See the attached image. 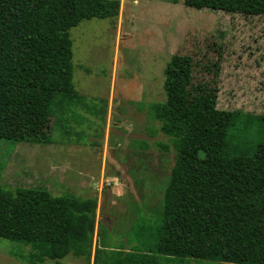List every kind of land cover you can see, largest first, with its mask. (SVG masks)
<instances>
[{"label":"rangeland","instance_id":"rangeland-1","mask_svg":"<svg viewBox=\"0 0 264 264\" xmlns=\"http://www.w3.org/2000/svg\"><path fill=\"white\" fill-rule=\"evenodd\" d=\"M122 1L117 18L71 28L75 92L56 96V116L0 113V187L97 198L94 253L90 260L72 251L39 261L31 245L0 237V264H94L104 242L108 251L130 249L142 226L158 221L177 152L149 109L166 101L173 55L193 58V82L218 89V108L264 114V16L196 9L184 0ZM249 130L245 135L256 139L258 126ZM238 134L231 131L232 138Z\"/></svg>","mask_w":264,"mask_h":264},{"label":"trees","instance_id":"trees-1","mask_svg":"<svg viewBox=\"0 0 264 264\" xmlns=\"http://www.w3.org/2000/svg\"><path fill=\"white\" fill-rule=\"evenodd\" d=\"M184 3L264 16V0ZM121 6V0H0V113L56 116V96L75 92L71 28L117 18ZM193 68L191 56L173 55L165 68L166 101L149 109L177 152L158 221L146 222L130 249L108 251L104 242L94 264H162L163 256L264 264V114L218 108V89L194 83ZM254 125L256 139L245 135ZM234 130L240 134L232 138ZM97 202L0 187V237L31 245L39 261L72 251L90 260Z\"/></svg>","mask_w":264,"mask_h":264},{"label":"crops","instance_id":"crops-1","mask_svg":"<svg viewBox=\"0 0 264 264\" xmlns=\"http://www.w3.org/2000/svg\"><path fill=\"white\" fill-rule=\"evenodd\" d=\"M123 4H124V3H123V1H122V6H121V10L123 9ZM114 177H115V178H117V176H114Z\"/></svg>","mask_w":264,"mask_h":264}]
</instances>
